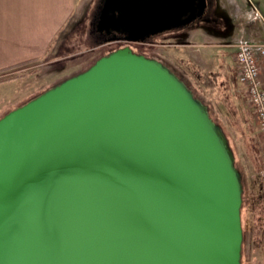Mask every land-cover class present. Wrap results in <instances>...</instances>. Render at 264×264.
Segmentation results:
<instances>
[{"label": "water", "instance_id": "obj_1", "mask_svg": "<svg viewBox=\"0 0 264 264\" xmlns=\"http://www.w3.org/2000/svg\"><path fill=\"white\" fill-rule=\"evenodd\" d=\"M100 5L93 30L138 42L189 25L208 0ZM241 205L205 108L129 48L0 119V264H241Z\"/></svg>", "mask_w": 264, "mask_h": 264}, {"label": "rangeland", "instance_id": "obj_2", "mask_svg": "<svg viewBox=\"0 0 264 264\" xmlns=\"http://www.w3.org/2000/svg\"><path fill=\"white\" fill-rule=\"evenodd\" d=\"M101 1L77 0V13L66 31L69 47L62 50L63 54L56 58L58 61L53 59L49 65L36 63L11 71L13 75L17 73L15 76L29 75L28 88H34V98L125 46L122 42H100L89 35L91 20ZM209 3L212 7L216 0H209ZM207 15L211 16L208 10ZM233 17L237 24H244L243 14L236 11ZM237 36L215 38L214 34L194 25L180 31H165L144 44H131V47L159 61L181 80L225 138L242 185L241 264H259L260 242L257 238L262 225L260 219L264 216V137L246 87L239 83L240 70L232 46Z\"/></svg>", "mask_w": 264, "mask_h": 264}, {"label": "crops", "instance_id": "obj_3", "mask_svg": "<svg viewBox=\"0 0 264 264\" xmlns=\"http://www.w3.org/2000/svg\"><path fill=\"white\" fill-rule=\"evenodd\" d=\"M216 2L232 20L236 11L251 15L250 6L255 5L263 24L257 23L245 33L249 39L264 41V0ZM76 13L77 0H0V119L32 100L36 93L34 88H28L29 75L15 76L17 73L13 75L11 71L25 65L45 66L58 61L56 58L66 50L67 26ZM93 21L90 26L88 23L89 35L98 37L93 31ZM260 222L259 264H264V216Z\"/></svg>", "mask_w": 264, "mask_h": 264}, {"label": "built area", "instance_id": "obj_4", "mask_svg": "<svg viewBox=\"0 0 264 264\" xmlns=\"http://www.w3.org/2000/svg\"><path fill=\"white\" fill-rule=\"evenodd\" d=\"M249 11L251 15L245 16L244 24L236 23L240 29L237 27L238 36L232 46L240 70L239 82L246 87L258 127L264 137V41L249 39L245 33L247 28H253L257 23L263 24V18L255 5H251Z\"/></svg>", "mask_w": 264, "mask_h": 264}, {"label": "flooded vegetation", "instance_id": "obj_5", "mask_svg": "<svg viewBox=\"0 0 264 264\" xmlns=\"http://www.w3.org/2000/svg\"><path fill=\"white\" fill-rule=\"evenodd\" d=\"M103 1V0H102ZM209 0H208V6L207 9L205 11V13L197 18L195 21L191 22L189 25L183 27V28H179L180 30H184V29H189L191 27H193L194 25L197 26L199 29L204 28L205 30H207L208 32H210L211 34H214L215 38H233L235 33H236V21L233 19H231V17L223 10H221L219 8L218 3L216 2V5L214 4L212 7L209 5ZM99 7L101 8V5H99ZM100 8L99 10H97L96 14H95V20L93 22V25L96 26L97 25V18L100 12ZM207 10L210 12V17L207 15ZM96 34H98V36L102 39H108V38H115V40L113 42H122L125 43L124 47L122 48H129L131 52L140 55V56H144L146 58H150L149 56L146 55V53L144 52H140L139 49H136L135 47H131V44H144L148 39H146L145 41H138V42H129L126 40V35L123 33H116V32H107L104 31L102 34H99L97 32L96 29L93 30ZM151 38V37H150ZM149 38V39H150ZM120 49V48H118ZM116 49V50H118Z\"/></svg>", "mask_w": 264, "mask_h": 264}]
</instances>
